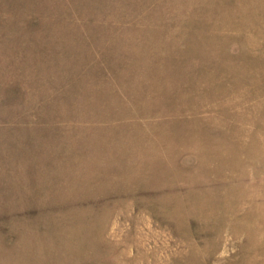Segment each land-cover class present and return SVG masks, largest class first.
Masks as SVG:
<instances>
[{"label":"rangeland","instance_id":"374dc122","mask_svg":"<svg viewBox=\"0 0 264 264\" xmlns=\"http://www.w3.org/2000/svg\"><path fill=\"white\" fill-rule=\"evenodd\" d=\"M0 264H264V0H0Z\"/></svg>","mask_w":264,"mask_h":264}]
</instances>
